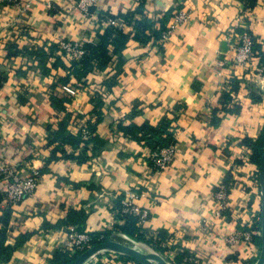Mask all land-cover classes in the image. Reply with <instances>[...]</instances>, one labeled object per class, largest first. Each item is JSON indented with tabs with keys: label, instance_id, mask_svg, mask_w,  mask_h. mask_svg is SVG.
I'll return each instance as SVG.
<instances>
[{
	"label": "crops",
	"instance_id": "obj_1",
	"mask_svg": "<svg viewBox=\"0 0 264 264\" xmlns=\"http://www.w3.org/2000/svg\"><path fill=\"white\" fill-rule=\"evenodd\" d=\"M28 1L31 7L23 11L0 0V172L12 169L25 175L36 168L42 178L36 194L14 208L9 224L0 221V232L10 234L5 245L14 247L10 261L0 264H51L69 226H78H58L73 209L86 214L85 231L123 232L125 222L117 212L130 192L138 194L136 204L150 213L139 223L141 231L153 246L167 249L170 264H189L190 255L176 260L183 249L198 256L200 264L258 261L262 193L251 142L264 133V0L253 5V0H101L93 23L73 8L77 0ZM142 3L143 11H138ZM180 9L190 13V20L162 41V30L173 24ZM127 12L150 23L142 24L138 34L134 24L116 17ZM105 17L123 23L118 28L130 33L128 45L122 54L110 45L113 63L89 72L83 79L87 85H82L70 74L71 60L61 42L100 44ZM245 28L255 38L258 58L237 65L236 37L230 34ZM37 48L47 52L43 64L28 53ZM121 57L124 62L116 67ZM231 83L237 92L226 104L223 97ZM94 90L102 102L97 108ZM55 93L71 97L62 112L52 102ZM67 114L71 118L64 134L74 136L78 116L92 122L101 117L95 131L101 142L85 151L64 145L59 130ZM165 116L174 119L170 131L177 154L166 170L156 172L149 148L122 127L157 125ZM228 176L236 186L230 210L218 217L215 194ZM7 208L4 202L0 219ZM256 222L260 229L252 243H230L241 225ZM22 233L26 241L15 247ZM116 238L135 242L128 234ZM110 260L111 254L100 258L101 264ZM131 261L124 257L113 264Z\"/></svg>",
	"mask_w": 264,
	"mask_h": 264
},
{
	"label": "trees",
	"instance_id": "obj_2",
	"mask_svg": "<svg viewBox=\"0 0 264 264\" xmlns=\"http://www.w3.org/2000/svg\"><path fill=\"white\" fill-rule=\"evenodd\" d=\"M256 2V0H253V5ZM144 4L140 6V9L138 11H143ZM107 16V15H106ZM117 18H120L121 20L124 21V23L132 25L134 24L135 27L139 29L138 34L141 33L140 30L143 29L144 27L147 26L148 23H150L147 19L145 20H138L135 16V13L133 12H127L125 14H120L116 16ZM143 24V25H142ZM167 28L162 30L163 36ZM99 35L101 38L100 44H92V43H86L83 45V48L86 51V54L83 56L82 59L80 60H73L71 61V75H75L77 78H79L82 81V85H87L86 81L83 80L89 72L94 71L96 69H103L106 66H109L110 64L113 63L111 61V54H109V46L112 45L114 52L115 53H120L122 54L124 49L128 45V41L130 38V33H127L123 30V28H118L116 26H109L102 31V27L99 28ZM242 31V30H241ZM238 31V32H241ZM137 34V35H138ZM163 36L161 38H163ZM147 37V36H144ZM54 48H59L58 45H55ZM28 53L32 56H35L36 58L40 59V63L43 64L47 52H44V49L42 48H37V49H31L28 51ZM124 62L123 58H119L118 62H116V67L120 66ZM63 63V61H57L56 64ZM61 81H64V78H60ZM113 78L110 83H108L110 86L113 84ZM231 87V90L229 92H226L224 94V101L226 104L229 103L232 100V94L237 92V85L236 83H231L229 84ZM71 97L68 96V94L64 93L63 97H60V94H56L52 96V102L54 103L57 108L60 109V112L64 111V103L66 101H70ZM100 95L95 93L92 96V101L96 104V108L101 106V101H100ZM67 118H64L61 121V127L59 130V133L62 138V142L64 145H69L72 148H85V150L88 149V146L91 143H99L101 142V139L95 135V131L97 129V124L101 120V117L97 119L95 122H92V119H89L87 121V126L90 129L92 136L88 139L85 140L80 132H78L77 136H74L72 134L66 135L65 129L67 126V123L69 119L71 118V114H67ZM83 118L82 116H78L76 119H81ZM174 119L165 116L161 122L157 125H152L150 123H146L141 127H122L126 132L128 133H134V135H139V140L144 142L145 146L149 148L150 151H155L160 148H164L169 146L170 144L176 143V137L174 133L171 130L172 128V123ZM251 147L253 150L252 154V160L256 164H260V160L262 157L263 153V148H264V133L262 137L257 141V142H251ZM86 153V152H85ZM74 156H76L74 154ZM150 161V160H149ZM151 162V161H150ZM2 172H0V207H2L4 203V185L7 183V180H5L4 176H2ZM225 184L231 193L232 189L236 186V180L233 179L232 176H228L226 178ZM121 206L118 208V217L121 220H124L125 224L120 227V229L125 232L126 234L138 239L142 240L145 242H149L150 244L151 241L146 234H144L141 231L140 228V222L139 218L137 216L133 215H123L121 214ZM14 208H7L6 209V215L0 219L4 222L5 225L9 224V221L11 219V214L13 212ZM86 221V214L83 211H78V210H71L67 216V219L65 221L60 222L58 225L60 226H68L69 224H75L78 225L79 230H84L83 227L81 226L84 224ZM12 231L15 229L14 227L12 228ZM252 230L257 231V229H260V223L256 222L255 225L251 227ZM94 237L93 244L96 245L98 243L104 242L110 238H113L111 233H93L92 234ZM104 235V238L101 239V236ZM10 236V234L6 233V230L3 229L0 232V262L7 263L10 261L12 254L14 252V247L12 246H6V240ZM160 237V238H159ZM158 239L164 241V237L159 236ZM26 234H20V236L17 238V243L15 247L21 246L25 243L26 241ZM154 245V244H152ZM155 247V246H154ZM156 249L159 252L165 253L167 249L162 245L159 247H156ZM83 252L77 251V252H71L69 248L64 247L63 245H59L54 257L51 260V264H74L77 258L82 254ZM176 260L182 261V259L188 255H193L189 249H183L177 252L176 254ZM196 256V255H195ZM129 260H133L136 264H141L134 259L125 256ZM198 257V256H197ZM197 264H200L198 262Z\"/></svg>",
	"mask_w": 264,
	"mask_h": 264
},
{
	"label": "built area",
	"instance_id": "obj_3",
	"mask_svg": "<svg viewBox=\"0 0 264 264\" xmlns=\"http://www.w3.org/2000/svg\"><path fill=\"white\" fill-rule=\"evenodd\" d=\"M8 5H18L22 8L23 11L29 10L31 7V2L28 0H2ZM144 1V0H138ZM101 0H77L73 4L74 9L80 10L84 16L90 18V20L95 21L93 18L94 12H91L92 7L97 8ZM191 18L190 13L185 9H180L174 16L173 24L170 25L164 33L162 41H166L171 36L177 25L186 24ZM101 26L107 28L109 26L121 27L116 23L111 17H105V19L100 20ZM230 37L235 35L236 43L234 45V62L237 65H249L256 58L257 52L255 51V38L248 29H244L241 32L231 31ZM61 49L68 57L69 60H80L86 54L85 49L82 44L74 43L70 41L61 42ZM95 91V90H94ZM97 93L96 91L93 95ZM88 119L81 118L76 119L75 123L77 125L78 132L82 135L85 140H88L92 133L87 126ZM4 122V116L0 112V126ZM177 154V145L176 143L170 144L167 147L157 149L155 151H150L148 159L152 163V167L156 172H162L166 170L172 161L174 160ZM2 176H4L7 183L4 185V202L9 208H15L17 205L22 203L25 199L32 197L36 194L38 187L41 182L42 173L36 168H32L27 174L22 175L19 172L6 169L1 170ZM138 197L136 192L128 193L125 198L122 200L121 214L123 215H133L139 218V222L145 223L149 217L150 213L147 209L142 208L136 204L135 199ZM215 198L219 204L218 211L216 215L218 217H224L227 212L230 210V192L226 185H222L216 191ZM247 226L252 227L251 225H241L240 228L230 237L229 241L231 244L236 245L240 241H245L247 243H252L254 240V235L257 233L255 230L246 229ZM119 232V231H118ZM121 233V232H119ZM93 233L85 230H79L76 226H69V231L60 243L66 248H69L71 252H85L91 247L94 246ZM126 234V233H125ZM119 235V234H118ZM104 238V235L101 236V239ZM114 239V238H113ZM104 253V251L100 252ZM99 254V253H98ZM97 255L93 258H97ZM113 256V257H112ZM114 260H118V256L111 254V260L109 264H113ZM186 262L189 264H197L199 262L198 257L190 255L186 258ZM130 264H136L134 261H131Z\"/></svg>",
	"mask_w": 264,
	"mask_h": 264
},
{
	"label": "water",
	"instance_id": "obj_4",
	"mask_svg": "<svg viewBox=\"0 0 264 264\" xmlns=\"http://www.w3.org/2000/svg\"><path fill=\"white\" fill-rule=\"evenodd\" d=\"M96 10L95 7L90 9L91 12ZM259 181L262 193V208H261V238L262 248L258 261L255 264H264V148L260 160ZM102 251H114L126 255L141 264H170L160 253L157 252H142L134 247L128 246L120 241L110 238L104 242L98 243L83 252L75 261L74 264H86L93 256Z\"/></svg>",
	"mask_w": 264,
	"mask_h": 264
},
{
	"label": "rangeland",
	"instance_id": "obj_5",
	"mask_svg": "<svg viewBox=\"0 0 264 264\" xmlns=\"http://www.w3.org/2000/svg\"><path fill=\"white\" fill-rule=\"evenodd\" d=\"M118 234H125L124 232H115L113 233L111 236L116 240L117 238V235ZM119 241H122V240H119ZM123 243V242H122ZM142 243V244H140ZM125 244H128L129 246H134L136 247L137 249H140L141 251L143 252H146V253H149V252H157V253H160L166 260H170L167 256L166 253H162V252H159L156 247H154L152 244H150L149 242H145V241H142V240H138L135 238V242L132 243V242H129V243H125ZM109 254H112V255H115V256H118L119 259H122L124 258L126 255H123L121 253H118V252H114V251H104V253L102 254V256L99 257V259H93V262L92 264H101V261H100V258H107L109 256ZM256 260H253L252 262H243L242 264H255Z\"/></svg>",
	"mask_w": 264,
	"mask_h": 264
},
{
	"label": "bare ground",
	"instance_id": "obj_6",
	"mask_svg": "<svg viewBox=\"0 0 264 264\" xmlns=\"http://www.w3.org/2000/svg\"><path fill=\"white\" fill-rule=\"evenodd\" d=\"M126 245H128V244H126ZM129 246V245H128ZM131 247H134V246H131ZM134 248H136V247H134ZM137 249V248H136ZM138 250H140V249H138ZM141 251V250H140ZM143 252V251H142Z\"/></svg>",
	"mask_w": 264,
	"mask_h": 264
}]
</instances>
